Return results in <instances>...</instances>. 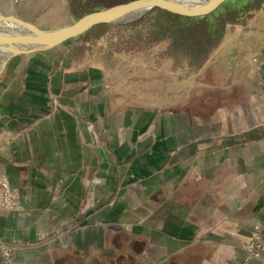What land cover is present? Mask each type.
Instances as JSON below:
<instances>
[{"label":"crops","instance_id":"1","mask_svg":"<svg viewBox=\"0 0 264 264\" xmlns=\"http://www.w3.org/2000/svg\"><path fill=\"white\" fill-rule=\"evenodd\" d=\"M54 2L1 9L53 29L72 17L55 21ZM253 16L216 40L185 28L201 34L189 68L213 69L200 96L180 76L151 96L64 44L5 59L0 177L20 207H0V242L19 245L15 264H242L256 223L264 242V5Z\"/></svg>","mask_w":264,"mask_h":264},{"label":"rangeland","instance_id":"2","mask_svg":"<svg viewBox=\"0 0 264 264\" xmlns=\"http://www.w3.org/2000/svg\"><path fill=\"white\" fill-rule=\"evenodd\" d=\"M127 1L130 0H59V2L55 0L54 7H58L57 3H66V8H63L62 14L64 13L67 17L68 15L72 16L70 24L90 12ZM7 2L9 0H0V11H2V6L4 8L3 4L8 5ZM48 2L42 6L43 9L49 10V7H52V2ZM29 3H32V0H29ZM261 4L264 5V0H227L223 1L211 14L201 18L177 17L169 12L154 9L133 23L124 25L106 24L110 25L108 27L95 26L83 35L64 43V46L79 48L77 53L80 56L91 57L96 63L104 64L107 74H132L137 83L149 87L151 96L159 97L160 94L167 91L173 92L179 84V76L181 77L180 88L182 91L188 93L197 85L198 95L200 96L202 91L212 90L206 88V82L207 78L211 77L213 69L211 61L210 66L203 65L199 69L189 68L188 65L193 61V55L185 47L201 40V34L199 32V34L190 35L186 33L185 28L206 26L208 37L216 40L221 34V28L225 29L229 25L232 26L238 20L241 23L253 21L247 20V18L253 16V14V18L256 17ZM38 5H41V2H38ZM15 9L17 11L20 9L19 4H14L13 10H9V12L14 11L17 14ZM66 11H68V15ZM64 14L61 15L60 20L55 19V21H65L67 17ZM236 17H240V19L237 20ZM231 21L233 24L230 23ZM101 25L103 24L97 26ZM171 42H177L181 44V47L175 50L173 46H169ZM4 57L0 53V60L5 59ZM217 70L218 74L221 75L223 71L220 66ZM195 79L197 84L194 83ZM141 91L146 94L145 90ZM181 101L184 103L187 98ZM2 183L4 185L2 193L5 194L7 199H12L14 203L7 204L4 197L1 200ZM5 185L7 188H5ZM0 207L8 210H18L20 207L18 194L1 177ZM263 246L260 224L256 223L252 228L249 240L243 244L247 255L242 264H249L251 259L256 258ZM18 247V244L0 242V264H15L13 258Z\"/></svg>","mask_w":264,"mask_h":264},{"label":"water","instance_id":"3","mask_svg":"<svg viewBox=\"0 0 264 264\" xmlns=\"http://www.w3.org/2000/svg\"><path fill=\"white\" fill-rule=\"evenodd\" d=\"M223 1L207 0L190 5L177 0H130L90 12L68 25L53 29L39 28L14 11H0V19L16 28L11 32L0 28V53L6 59L15 54L47 51L83 35L97 25L133 23L154 9L187 18H201L215 11Z\"/></svg>","mask_w":264,"mask_h":264},{"label":"bare ground","instance_id":"4","mask_svg":"<svg viewBox=\"0 0 264 264\" xmlns=\"http://www.w3.org/2000/svg\"><path fill=\"white\" fill-rule=\"evenodd\" d=\"M177 1H180V2H182L184 4H190V5H194V4H199V3H204L205 2L203 0H177ZM224 1H227V0H224ZM0 28L4 29L6 31H10V32L11 31H16V28L12 27L11 24H9L8 22H6L4 20H1V19H0ZM3 63H4V59L0 60V69H1V67L3 65Z\"/></svg>","mask_w":264,"mask_h":264},{"label":"built area","instance_id":"5","mask_svg":"<svg viewBox=\"0 0 264 264\" xmlns=\"http://www.w3.org/2000/svg\"><path fill=\"white\" fill-rule=\"evenodd\" d=\"M2 187H3V188L1 189V200H2V197H4V199H5V201H6L7 204H8V203H14L12 199H7V197L5 196V194L2 193L3 190H4V185H3V183H2ZM5 188H7L6 185H5ZM1 203L5 204V203L2 202V201H1Z\"/></svg>","mask_w":264,"mask_h":264},{"label":"trees","instance_id":"6","mask_svg":"<svg viewBox=\"0 0 264 264\" xmlns=\"http://www.w3.org/2000/svg\"><path fill=\"white\" fill-rule=\"evenodd\" d=\"M155 10H160V9H155ZM153 11V10H152ZM163 11V10H162ZM173 15V14H172ZM173 16H177V15H173ZM177 17H179V16H177ZM108 26H110V25H106V24H103V25H101V26H96V27H108Z\"/></svg>","mask_w":264,"mask_h":264}]
</instances>
